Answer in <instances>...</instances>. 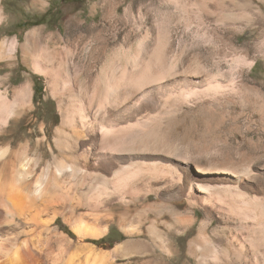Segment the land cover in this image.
I'll return each instance as SVG.
<instances>
[{"label": "rangeland", "instance_id": "obj_1", "mask_svg": "<svg viewBox=\"0 0 264 264\" xmlns=\"http://www.w3.org/2000/svg\"><path fill=\"white\" fill-rule=\"evenodd\" d=\"M121 75L133 81L106 92ZM25 84L32 111L18 135L105 93L103 111L126 108L118 129H156L111 165L94 161L75 216L97 237L52 224L71 252L264 264V0H0V93Z\"/></svg>", "mask_w": 264, "mask_h": 264}, {"label": "bare ground", "instance_id": "obj_2", "mask_svg": "<svg viewBox=\"0 0 264 264\" xmlns=\"http://www.w3.org/2000/svg\"><path fill=\"white\" fill-rule=\"evenodd\" d=\"M131 81L121 75L105 90H117ZM29 95L26 84L12 90V100L0 93V264H111L108 254L92 244L80 247L82 252L78 248L71 252L67 239L58 236L52 224L60 216L80 239L97 237L84 231L81 223L76 225L82 198L88 200L89 193L81 190L84 180L96 170L94 161L107 163L116 152L148 145L155 126L135 132L118 129L127 117L126 108L103 111L102 105L112 101L105 93L94 107L64 109L56 128L42 122L18 135L20 121L32 111Z\"/></svg>", "mask_w": 264, "mask_h": 264}, {"label": "trees", "instance_id": "obj_3", "mask_svg": "<svg viewBox=\"0 0 264 264\" xmlns=\"http://www.w3.org/2000/svg\"><path fill=\"white\" fill-rule=\"evenodd\" d=\"M61 1H65V0H61ZM49 14H50V10L41 18V20L39 22H36L35 24H32V26L33 25L36 26V25L44 24L46 19H47V17L49 16ZM36 92L38 93V92H41V91L40 90H36Z\"/></svg>", "mask_w": 264, "mask_h": 264}]
</instances>
